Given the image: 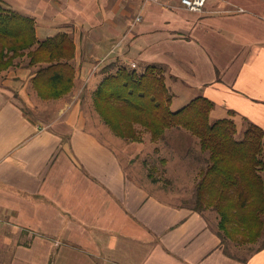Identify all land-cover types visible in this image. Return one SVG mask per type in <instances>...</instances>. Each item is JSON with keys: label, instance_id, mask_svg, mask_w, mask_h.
<instances>
[{"label": "crops", "instance_id": "obj_1", "mask_svg": "<svg viewBox=\"0 0 264 264\" xmlns=\"http://www.w3.org/2000/svg\"><path fill=\"white\" fill-rule=\"evenodd\" d=\"M142 1L3 0L34 18L39 39L74 38L77 71L71 92L51 99L55 109L37 111L41 119L13 98V90L22 95L31 84L32 67L5 72L0 261L264 264V247L239 256L203 214L151 194L127 172L118 150L87 126L92 114L85 108L103 78L96 71L106 64L140 71L158 64L172 101L170 86L177 84L192 92L187 98L198 92L212 100V112L232 110L264 129V0H207L201 13L173 7L180 0ZM140 11L142 20L133 23Z\"/></svg>", "mask_w": 264, "mask_h": 264}, {"label": "trees", "instance_id": "obj_2", "mask_svg": "<svg viewBox=\"0 0 264 264\" xmlns=\"http://www.w3.org/2000/svg\"><path fill=\"white\" fill-rule=\"evenodd\" d=\"M35 25L34 18L0 0V71L27 55L28 65L36 67L32 84L38 96L55 99L73 86L75 44L67 33L39 39ZM119 63L97 71L103 78L93 92V104L104 122L119 136L133 139L135 124L149 130L155 140L172 128L190 132L207 153L194 186L192 209L216 212L223 242L255 243L264 238V129L232 110L211 121L215 103L203 95L172 110L173 94L162 65L140 71ZM235 116L245 121L240 136Z\"/></svg>", "mask_w": 264, "mask_h": 264}, {"label": "rangeland", "instance_id": "obj_3", "mask_svg": "<svg viewBox=\"0 0 264 264\" xmlns=\"http://www.w3.org/2000/svg\"><path fill=\"white\" fill-rule=\"evenodd\" d=\"M134 19L135 17L133 20ZM28 60L29 58L27 55L16 57L13 60L14 64L9 67V69L7 68V70L0 71V85L8 78L7 74H5V72H9L8 70L16 71V68L19 67L22 69L31 67L28 65ZM72 64L76 74L77 69L74 60H72ZM35 68L36 67H32L34 71ZM13 75L14 74H10L12 77ZM23 87V96L20 95L21 89L20 91L13 90V98H15L16 102L25 113L41 119L43 116H36V114H38L37 111H40V114L46 113L48 115L55 109V100L42 99L38 94L36 96L32 93V89H34L32 81L31 84L27 82L26 87ZM170 87L176 94L171 104L172 110H177L190 101L191 98L187 97L192 92H182L180 86L177 84H174V86L171 85ZM72 89L73 86L68 93H70ZM84 92L87 93V89H85ZM194 93V95H199L197 94L198 92ZM34 106H36V110ZM85 108H90L89 113L92 114L90 116L87 114V126L97 133L101 139L113 145L118 150L119 156L125 162L127 172L131 173L139 183L147 187L151 194L165 201L187 205L192 208L194 186L198 179L200 169L206 165L207 157V153L201 151L198 139L195 136L191 135L190 132L186 130L172 128L168 129L162 138L155 140L152 138V134L149 130L139 124H135L134 127L137 131L135 139L121 137L104 122L93 102L91 106L87 103ZM225 116H227V114H223L222 110L217 107L216 110L211 113L210 120L214 121ZM234 118L239 128L238 135L240 136L243 129L242 125L245 121H242L238 116ZM203 216L210 224H217L218 216L212 209L206 210ZM263 240L264 238H261L255 243L244 244L230 239L226 240V242L235 254L246 257L251 252L261 247ZM0 264H6V260H1Z\"/></svg>", "mask_w": 264, "mask_h": 264}, {"label": "built area", "instance_id": "obj_4", "mask_svg": "<svg viewBox=\"0 0 264 264\" xmlns=\"http://www.w3.org/2000/svg\"><path fill=\"white\" fill-rule=\"evenodd\" d=\"M142 2L143 5L149 2L163 4L160 0H143ZM206 3L207 0H180L179 4L174 5L173 7L201 13L204 12ZM141 9H143V7ZM141 20H142V11H140V13L135 16L133 23H138Z\"/></svg>", "mask_w": 264, "mask_h": 264}]
</instances>
